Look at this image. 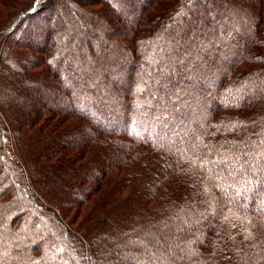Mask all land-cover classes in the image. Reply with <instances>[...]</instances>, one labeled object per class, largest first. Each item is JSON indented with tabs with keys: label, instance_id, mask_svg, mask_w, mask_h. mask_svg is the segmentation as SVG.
<instances>
[{
	"label": "trees",
	"instance_id": "trees-1",
	"mask_svg": "<svg viewBox=\"0 0 264 264\" xmlns=\"http://www.w3.org/2000/svg\"><path fill=\"white\" fill-rule=\"evenodd\" d=\"M0 264H264V0H0Z\"/></svg>",
	"mask_w": 264,
	"mask_h": 264
}]
</instances>
